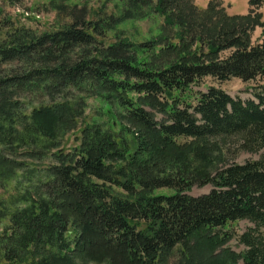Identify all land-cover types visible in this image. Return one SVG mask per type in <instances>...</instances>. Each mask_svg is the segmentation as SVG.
Here are the masks:
<instances>
[{"label":"trees","instance_id":"1","mask_svg":"<svg viewBox=\"0 0 264 264\" xmlns=\"http://www.w3.org/2000/svg\"><path fill=\"white\" fill-rule=\"evenodd\" d=\"M112 1L119 14L56 0L60 23L42 31L2 21L0 187L30 184L0 198V264H264V85L247 100L194 89L264 76V0L240 15L219 0ZM151 14L144 39L118 28ZM88 97L108 124L86 120Z\"/></svg>","mask_w":264,"mask_h":264},{"label":"rangeland","instance_id":"2","mask_svg":"<svg viewBox=\"0 0 264 264\" xmlns=\"http://www.w3.org/2000/svg\"><path fill=\"white\" fill-rule=\"evenodd\" d=\"M56 0H20L18 3H10L9 0H0V39L4 36L5 31L9 27L8 21L2 22L5 19H9L14 24H20L27 26L35 30H45L58 27L60 23L59 15L57 11L52 7L53 2ZM69 4L85 5L87 7H101L103 6L107 13L119 14V7L114 6L115 1L112 0H63ZM209 0H194V3L199 7H205ZM225 7V10L229 14H246L249 9L248 0H219ZM257 12L261 13L262 19H264V5L257 9ZM161 23V17L157 14H151L147 18L140 20L126 19L120 24L118 28L123 32L131 36L133 39L141 40L157 32V29ZM261 33V28L256 26L252 31V39L256 40ZM113 32H108V41L113 40ZM213 85L222 88L229 95L243 100L254 99L255 92L260 90V86L264 85V76L257 77L254 80L243 81L236 77H231L227 80L218 81L211 77H204L200 80L199 84L194 86V89L205 90L206 87ZM185 96V95H184ZM186 97V96H185ZM190 99V98H187ZM86 120L106 122L107 116L104 114V104L99 97L86 98L85 107ZM161 115L157 114V118ZM108 124V122H106ZM114 130H118V126L114 127ZM69 137V136H68ZM72 137L67 138L65 142L66 147L73 145ZM257 154L249 152H240L234 161L244 162L248 159L257 158ZM31 162V161H28ZM49 159H46L43 164H47ZM39 165L40 163L31 162L32 165ZM25 173H19L17 177L13 178L6 186L0 187V198L5 199L8 203L21 202L23 194L27 186L30 184L28 176L25 177ZM210 185L193 186L190 190V194L198 196L209 192ZM159 192H168L166 189H159ZM251 223L247 220H239L237 222L230 223L229 230H233L234 234L232 238L226 243L225 246H229L234 251L239 252L243 246L238 243L236 234L244 231ZM177 252H175L176 256Z\"/></svg>","mask_w":264,"mask_h":264}]
</instances>
